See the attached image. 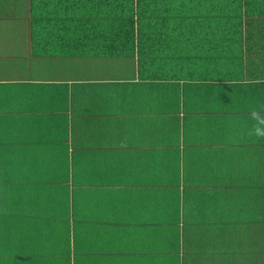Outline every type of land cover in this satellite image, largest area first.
I'll return each mask as SVG.
<instances>
[{
  "label": "crops",
  "instance_id": "obj_1",
  "mask_svg": "<svg viewBox=\"0 0 264 264\" xmlns=\"http://www.w3.org/2000/svg\"><path fill=\"white\" fill-rule=\"evenodd\" d=\"M253 111L264 0H0V264H264Z\"/></svg>",
  "mask_w": 264,
  "mask_h": 264
},
{
  "label": "clouds",
  "instance_id": "obj_2",
  "mask_svg": "<svg viewBox=\"0 0 264 264\" xmlns=\"http://www.w3.org/2000/svg\"><path fill=\"white\" fill-rule=\"evenodd\" d=\"M251 118L255 121L251 134L258 138H264V115L259 112L253 111Z\"/></svg>",
  "mask_w": 264,
  "mask_h": 264
},
{
  "label": "trees",
  "instance_id": "obj_3",
  "mask_svg": "<svg viewBox=\"0 0 264 264\" xmlns=\"http://www.w3.org/2000/svg\"><path fill=\"white\" fill-rule=\"evenodd\" d=\"M139 8V7H138ZM148 11H150L152 14L156 13V8L152 7V8H148ZM118 12V11H117Z\"/></svg>",
  "mask_w": 264,
  "mask_h": 264
}]
</instances>
